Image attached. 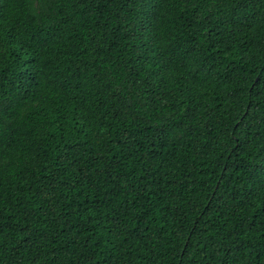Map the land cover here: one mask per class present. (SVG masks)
<instances>
[{
  "label": "trees",
  "instance_id": "trees-1",
  "mask_svg": "<svg viewBox=\"0 0 264 264\" xmlns=\"http://www.w3.org/2000/svg\"><path fill=\"white\" fill-rule=\"evenodd\" d=\"M0 264H264V0H0Z\"/></svg>",
  "mask_w": 264,
  "mask_h": 264
}]
</instances>
